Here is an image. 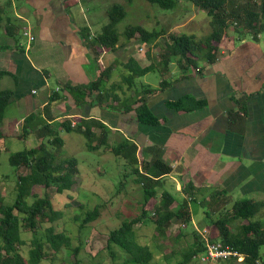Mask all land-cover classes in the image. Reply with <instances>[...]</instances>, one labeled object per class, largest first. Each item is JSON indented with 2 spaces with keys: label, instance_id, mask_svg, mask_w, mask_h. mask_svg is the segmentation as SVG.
<instances>
[{
  "label": "crops",
  "instance_id": "0c3cea01",
  "mask_svg": "<svg viewBox=\"0 0 264 264\" xmlns=\"http://www.w3.org/2000/svg\"><path fill=\"white\" fill-rule=\"evenodd\" d=\"M87 1L0 0V90L12 93L0 122V144L8 136L19 139L33 136L37 139L34 147L38 146L42 141L41 118L58 130L63 141L65 135L83 134L61 129L62 121L75 120L81 124L86 120L95 124L93 121L97 120L106 128L107 145L99 143L104 134L93 125L97 139L92 145L96 148H86L100 155L94 160L97 166L92 167L95 169L92 180L105 173L99 166L106 161L104 157L110 158L111 147L128 140L136 145L139 165L151 164L159 158L171 167L172 171L162 179L172 178L175 191L182 198L184 183H192L193 196L201 199V204L207 202L208 216L211 211L221 212L238 200L249 199L262 203L253 219L264 223V36L233 33L219 43L218 58L213 63L204 62L200 71L171 67L162 73L161 79L169 85L147 99L160 124L146 126L138 121L134 111H125L122 106L113 108L116 102L112 96L105 102L96 99L102 89L112 91L114 66L117 60L125 61L129 53L119 46L96 60L81 35L82 26L89 29L91 26L88 20L80 23L72 10L77 5V12L82 15ZM26 29H30L34 40L28 41L23 34ZM139 55H133L139 64H148L149 61L141 62ZM109 65L112 72L103 78L101 90L90 91L91 82ZM143 84L160 87L147 81ZM118 89L122 92V88ZM137 91L130 97L135 98ZM115 93L114 90L109 96ZM52 94L58 98L50 100ZM183 96L203 100L205 105L192 111L167 106V101ZM236 99L242 100L245 109L240 108ZM30 115H36L37 120L30 121V124L34 121L33 131L24 132L25 118ZM112 157L118 163L114 153ZM166 185L162 181L157 186L156 198L163 190L170 191ZM147 205L152 206L150 202ZM178 206L175 202L171 207L176 210ZM150 211L152 214L153 209ZM244 222L236 220L232 229ZM178 224L177 219L172 221L166 240L177 234ZM208 226L211 223L202 227ZM151 229L154 236V226Z\"/></svg>",
  "mask_w": 264,
  "mask_h": 264
},
{
  "label": "trees",
  "instance_id": "16d2710c",
  "mask_svg": "<svg viewBox=\"0 0 264 264\" xmlns=\"http://www.w3.org/2000/svg\"><path fill=\"white\" fill-rule=\"evenodd\" d=\"M146 1L157 4L162 9H172L176 7L178 0ZM191 1L206 11L210 17L211 31L199 39H195L193 35L186 33L169 34V43L165 42L164 49L160 54L159 61L162 66L155 65L153 61L152 64L142 67L133 56L134 53L129 52L125 62L121 63L117 60V63L123 64L126 74H122L120 82L112 85V91L100 89L103 78L109 77L112 72V66L104 67L99 77L89 85L90 91L101 90L96 96L98 102L99 100L105 102L112 96L113 101L116 102V106L113 108L117 107L115 109H118L122 106L125 111H134L138 121L143 125H158L160 120L149 108L147 99L150 95L169 85L164 79L161 80L159 88H153L150 85L142 86L137 91L135 98L122 99V103H120L121 98L117 93L110 96L109 94L116 87L121 88L123 84L129 88L134 86L135 77L142 76L152 69L160 70L163 73L167 72L174 62L177 63V68L180 70L200 71L198 61L213 63L218 58L219 43L228 37L227 33L231 28L235 32L242 33L237 28L243 27L245 32H253L254 35L264 31V0H244L243 3L240 0ZM107 14L108 22L103 25L100 32L93 33L87 26L81 27L82 38L92 48L96 60H100L105 52L118 48L122 36L127 42H122L120 46L125 50L131 47L130 40L136 38L139 43L146 45V55L149 56V50H151L153 43L165 30L164 28L148 30L140 24H135L127 26L122 33H119L117 24L126 15L124 6L120 3H113L107 10ZM141 47L143 49V46ZM11 95L10 90H0V122L3 121ZM56 98L58 96L55 94L50 96V100H56ZM236 101L240 108L245 109L242 100L236 99ZM166 104L169 108L177 111H192L204 107L205 101L183 96L167 101ZM232 116L234 114H231ZM33 119L37 120L36 115L25 118L24 132L33 131L34 121L30 124ZM41 119L43 130L39 133L42 140L39 145L14 151L9 155V163L14 167V170L23 168L24 171L16 177L15 198L11 203L4 202V198L0 194V264H40L49 250L55 257L62 249H67L73 253H77L80 249L79 246L72 248L71 237L62 230H56L55 224H52L63 217V212L54 208L51 199L46 194L39 196L34 192V189L39 185L44 188L54 186L57 193L71 190L77 182L76 176L79 172L78 160L75 157L58 159L57 152L64 141L54 126L48 124L45 119ZM75 122L76 125L71 126V121L64 120L60 123V127L67 132H81L87 139V147L94 149L96 146L92 145L91 142L97 139V136L92 132V126H98L104 134L99 143L107 145L106 128L103 123L97 120L93 121L95 124H90V121L86 120L81 121V124ZM82 124L85 126L84 130H82ZM136 150V145L128 140H123L111 147L116 160L121 162L124 167L125 177L128 174H133L135 176L133 181L141 184L143 203L138 214L123 219L117 227L109 231L105 249L113 259L117 256L116 249L122 250L126 256L122 259L121 264H153L154 250L149 243H140L135 226L139 223H146L147 219H150L155 228L154 236L164 241L168 238L167 231L172 221L177 219L180 223V229L170 239L180 241L183 238L187 240L188 235L191 237L190 242L182 252L181 261L177 263L188 264L193 260L195 254L202 252L205 248L204 240L195 227L191 232H185L181 226L192 223L189 198L196 200L193 196L192 183H184L182 189L185 190V197L182 200L178 201L177 197L168 190H163L160 196L156 198L159 194L157 186L162 184L160 179L169 174L172 169L159 158L153 160L151 164L139 165ZM188 188L190 191L187 190ZM29 198H32L31 202L28 200ZM148 202L152 204L150 208V210L153 209L152 214L147 209ZM175 202H178L179 206L173 210L171 206ZM261 207L262 203L259 201L238 200L230 208L218 212L219 215L212 219L211 226L206 227L211 241H220L223 246H228L244 255V260L239 264H257L256 261L264 264V253L261 254V248L264 247V223L253 219ZM99 210V206H95L86 211L82 219L76 216V219L81 221L79 228H83L96 220L99 217ZM238 219L245 220L246 223H242L233 230L232 224ZM45 221L51 224L44 227ZM41 228L42 234L39 236ZM24 231L31 233L32 237L28 242L22 237ZM26 243L29 244V248L25 257L21 247ZM160 245H162L161 242ZM230 260L237 261L236 258H230ZM113 264L117 263L113 262Z\"/></svg>",
  "mask_w": 264,
  "mask_h": 264
},
{
  "label": "rangeland",
  "instance_id": "374dc122",
  "mask_svg": "<svg viewBox=\"0 0 264 264\" xmlns=\"http://www.w3.org/2000/svg\"><path fill=\"white\" fill-rule=\"evenodd\" d=\"M242 3L244 0H240ZM113 3H120L124 6L126 15L117 24V30L122 33L124 29L129 25L140 24L148 30L156 29L165 30L155 40L151 50H149V56L146 55V45H143L137 41L136 38L130 40L132 44L130 49L126 50L133 52L136 57L139 55V59L142 61H149L152 64H159L162 66L160 60V54L164 49V44L167 41L169 43V34H182L193 35L195 39L206 36L211 31L210 17L206 11L194 5L191 0H178L175 8L162 9L157 4L149 3L146 0H132L127 2L126 0H88L83 5V13L79 15L77 12V5L72 9L76 14L80 23L84 24L88 20L93 33L101 31L103 25L108 22L107 10ZM88 10L89 13L86 11ZM243 35H254L253 32H245V28H237ZM240 34L235 32L233 28L227 33V38L230 35ZM260 35L264 36V31L260 32ZM259 34V33H258ZM122 42H127L124 36L121 37L120 45ZM119 45V46H120ZM143 46L142 51H138V48ZM131 52V53H132ZM136 52H138L136 54ZM140 52V53H139ZM121 63L125 61H120ZM156 62V63H155ZM114 66L115 70L112 72L113 82L118 83L122 79V74H126V69L123 68V64ZM203 61L199 60L198 64L201 67ZM144 65L142 67H145ZM172 67L177 69V63L174 62ZM162 71L152 69L142 76L135 77L134 86L127 87L122 85V92L120 89L115 88V92L121 97L130 98L132 92L140 90L142 86H145L144 81L150 83H158L160 85ZM116 80H115V79ZM114 83V84H115ZM111 86V85H110ZM128 98V99H129ZM132 98V97H131ZM122 103V100L121 102ZM5 115V114H4ZM73 136H76L74 138ZM91 143H95L92 140ZM37 144V139L30 136L26 139L12 138L8 136L0 146L2 151L0 152V194L4 198V202L11 203L15 198V182L19 173L23 172V168L14 170V167L9 163V155L14 151H20L23 149L32 148ZM87 139L85 136L77 134L65 135L64 146H61L57 152L58 159L75 157L78 160V168L80 172L77 174V182L71 190L64 191L63 193H57L54 186L44 188L43 186H37L34 192L39 196H45V194L51 199L55 209L63 212V217L58 219L52 224H55L56 230L64 231L71 239V246H79V251L73 253L67 249H62L57 256H52V251L49 250L45 258H43L40 264H117L122 263V259L126 256L122 250L116 249L117 256L113 259L109 252L105 249L106 238L111 229L117 227L120 222L126 218H130L140 212L143 203V189L141 184L135 183L133 174H128L125 177L124 167L121 162H114L112 152L110 158L104 157L106 161L100 162V168L102 172L97 178H101L98 181L91 179L93 177L94 170L92 167L97 166V160L99 159L100 152H90L86 148ZM60 152V153H59ZM109 160V161H108ZM93 171L89 172V169ZM167 183V187L170 192L177 197V200H182V197L175 191L176 183L172 181V178L166 177L162 179ZM105 183V185H104ZM142 199V200H141ZM193 202H189L192 218L194 223L188 224L184 228L185 232H191L194 227L199 231L203 230L204 224H210L212 219H215L219 215V211H211L209 216L205 213L207 202L199 203L198 198ZM30 202L32 198L28 199ZM140 200V202H137ZM99 206V217L90 222L83 228H79L80 220L76 219V216L83 218L85 212ZM231 205H229L230 207ZM150 205H147L148 211H150ZM179 223V222H178ZM51 223L45 221L44 227L49 226ZM154 224L147 219L146 223L142 225H136V231L138 234V240L140 243L148 242L155 253L153 264H177L182 259V252L190 242L191 237L188 235L187 240L185 238L180 241L174 239L161 241V238L153 236L151 229ZM180 223L177 228H180ZM176 226L173 227L175 231ZM206 229V228H204ZM42 234V228L39 232V236ZM151 236V238H150ZM22 237L27 242L31 239V233L24 231ZM157 240V242H156ZM160 242L162 245H160ZM29 244H25L21 247L23 256H27ZM264 253V247L261 248V254ZM167 255V256H166ZM188 264H200L196 259L192 260ZM216 264H239V261L225 259L218 261Z\"/></svg>",
  "mask_w": 264,
  "mask_h": 264
},
{
  "label": "built area",
  "instance_id": "2783aa9c",
  "mask_svg": "<svg viewBox=\"0 0 264 264\" xmlns=\"http://www.w3.org/2000/svg\"><path fill=\"white\" fill-rule=\"evenodd\" d=\"M23 34L27 36L29 42L35 39L30 29L24 30ZM142 50V47L138 48V51ZM75 125V120H72L71 126ZM181 226L185 228L186 224H182ZM199 233L201 234L202 239L204 240L205 248L202 252L195 254L193 256V260L196 259L200 264H216L220 260L230 258H236V260L239 262H242L244 260L243 254L231 249L228 246H223L220 241H211L207 229H203L202 231L200 230ZM256 263L261 264L260 261H256Z\"/></svg>",
  "mask_w": 264,
  "mask_h": 264
}]
</instances>
